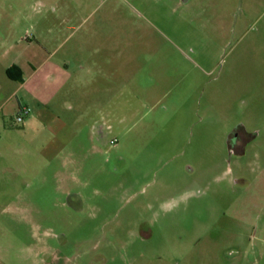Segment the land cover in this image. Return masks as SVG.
Listing matches in <instances>:
<instances>
[{
    "label": "rangeland",
    "instance_id": "374dc122",
    "mask_svg": "<svg viewBox=\"0 0 264 264\" xmlns=\"http://www.w3.org/2000/svg\"><path fill=\"white\" fill-rule=\"evenodd\" d=\"M1 32L46 45L53 122L1 134L0 264H264V0H0Z\"/></svg>",
    "mask_w": 264,
    "mask_h": 264
},
{
    "label": "crops",
    "instance_id": "0c3cea01",
    "mask_svg": "<svg viewBox=\"0 0 264 264\" xmlns=\"http://www.w3.org/2000/svg\"><path fill=\"white\" fill-rule=\"evenodd\" d=\"M2 33L3 32L0 33V140H2L1 134L3 132L12 133L9 127L13 120H15V114L22 113L25 109L29 110V108L22 103V100L26 99L25 96H23L22 98L20 97V92L26 86L27 81L24 80L20 82L16 79H11L8 76L7 71L13 67H18L21 70H24V67L31 68L30 66H33L32 64H34L33 60L36 58L40 59L43 55V52L45 53V50L47 49L44 43L33 41V39L31 38H22L13 41L14 39H12L10 35L11 32H9L10 34L8 35H3ZM83 47L81 46L80 49H82ZM93 52L94 54H99V49L94 48ZM20 56H26V60L24 61V63H21L19 61ZM48 59L41 63V65H45ZM77 61L78 68L82 72L85 68V62L81 57ZM87 64L89 63L87 62ZM112 65L113 61L110 58L95 60L92 63L91 69H93V72L91 81L92 87L94 88L92 89L93 91L102 90L101 93L105 96L109 95L113 90L111 78L114 75V68H112ZM66 67L68 66L66 65ZM35 72L36 69L34 70V72H32V74L35 75ZM81 72L68 77L66 80V84H64L66 78H64L62 81L60 80L59 82H61V86L64 85L67 92H78L84 78V74L83 72ZM34 75H30V78L33 79ZM47 77H49L50 81L55 79L51 73L47 75ZM28 81H30V79ZM30 113L31 111L29 110L28 114L24 115L22 124L25 127H29L34 123V121H37L38 125H41L44 130L50 129L49 126L51 125V122H53L52 118L49 122L45 123L41 122L34 116L30 117ZM25 117L28 118L25 119ZM246 133L247 135L249 134L248 132ZM252 134L250 133L248 137H251ZM255 137L256 135L252 136L251 138L255 140ZM8 138L9 135L5 136V140H7Z\"/></svg>",
    "mask_w": 264,
    "mask_h": 264
},
{
    "label": "trees",
    "instance_id": "16d2710c",
    "mask_svg": "<svg viewBox=\"0 0 264 264\" xmlns=\"http://www.w3.org/2000/svg\"><path fill=\"white\" fill-rule=\"evenodd\" d=\"M7 74H8V76L11 79H16L18 81H22L23 80V78H22V72H21V70L18 67L10 68L7 71Z\"/></svg>",
    "mask_w": 264,
    "mask_h": 264
},
{
    "label": "flooded vegetation",
    "instance_id": "af4514ba",
    "mask_svg": "<svg viewBox=\"0 0 264 264\" xmlns=\"http://www.w3.org/2000/svg\"><path fill=\"white\" fill-rule=\"evenodd\" d=\"M234 145L237 148H240L241 150H243L244 144H247V140L244 141V139H242V136L240 134H237L236 136H233L232 138Z\"/></svg>",
    "mask_w": 264,
    "mask_h": 264
},
{
    "label": "built area",
    "instance_id": "2783aa9c",
    "mask_svg": "<svg viewBox=\"0 0 264 264\" xmlns=\"http://www.w3.org/2000/svg\"><path fill=\"white\" fill-rule=\"evenodd\" d=\"M28 112H29V110L28 109H25L22 113H21V115H19L16 119H15V122L16 123H22L23 122V115H25V114H28ZM112 144H115V141H112L111 142Z\"/></svg>",
    "mask_w": 264,
    "mask_h": 264
}]
</instances>
